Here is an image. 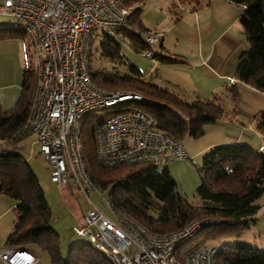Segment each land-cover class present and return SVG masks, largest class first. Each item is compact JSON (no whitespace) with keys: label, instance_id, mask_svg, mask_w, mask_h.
Wrapping results in <instances>:
<instances>
[{"label":"trees","instance_id":"1","mask_svg":"<svg viewBox=\"0 0 264 264\" xmlns=\"http://www.w3.org/2000/svg\"><path fill=\"white\" fill-rule=\"evenodd\" d=\"M138 0H121L131 6ZM243 6L239 22L248 48L238 57L236 79L264 92V0H227ZM133 9V8H132ZM139 12L133 9L127 37L134 51L146 45L141 37L147 29L141 20L133 19ZM23 33L12 26H0V38ZM101 55L115 60L120 57V45L114 39L102 42ZM88 69L93 82L111 92L131 91L139 100L127 99L117 108L137 107L151 115L160 130L177 139L186 135L199 137L206 125L225 117V109L215 98L184 100L174 92L141 78L143 74L130 66L129 74L94 70L89 52ZM161 64H173L174 59L157 56ZM35 90L33 65L22 72L19 97L12 106L0 105V140H18L29 112ZM232 97L237 98L234 86ZM95 119H88L81 137L85 164L92 179L107 193L113 206L154 233L176 231L192 221L216 220L204 225L196 234L199 245L212 244L229 236L239 237L253 222L261 208L257 202L264 193V110L255 117V129L263 136V148L247 143H229L212 147L202 159L201 184L197 194L201 206L194 207L177 191V182L168 168L159 165L116 164L105 166L98 161L93 144ZM182 160V159H181ZM0 193L15 200L17 214L12 231L6 238L7 246L40 250L51 264H110L108 259L89 243H79L63 257L58 233L50 226L51 211L37 176L25 157L9 150H0ZM195 236V237H196ZM193 239V238H192ZM191 241V240H190ZM189 241V242H190ZM217 264H264V251L245 242L222 243L217 250Z\"/></svg>","mask_w":264,"mask_h":264},{"label":"built area","instance_id":"2","mask_svg":"<svg viewBox=\"0 0 264 264\" xmlns=\"http://www.w3.org/2000/svg\"><path fill=\"white\" fill-rule=\"evenodd\" d=\"M133 9L121 0H0V15L15 19L14 29L28 36L33 60L35 90L21 133L33 134L39 152L57 186L72 181L88 201L84 225L74 227L110 264H217L215 244L189 246L206 224L190 222L171 233H154L113 206L112 221L90 200L105 192L92 179L85 164L81 131L95 119V155L105 166L116 164L166 165L186 158L182 139L159 129L157 121L137 107L117 108V103L141 97L131 91L111 92L96 85L88 69L90 38L97 28L104 43L116 40L134 51L127 37ZM143 55L157 63L156 48L162 35L146 31L141 37ZM104 198V197H103ZM132 247L134 251L127 252ZM0 264H39V256L27 248L4 246Z\"/></svg>","mask_w":264,"mask_h":264},{"label":"rangeland","instance_id":"3","mask_svg":"<svg viewBox=\"0 0 264 264\" xmlns=\"http://www.w3.org/2000/svg\"><path fill=\"white\" fill-rule=\"evenodd\" d=\"M184 6V3L180 0H138L131 6L127 7L133 9L138 8L139 12L133 19L141 20L146 28L167 33L172 27L175 19L179 17L181 9L185 8ZM15 22V19L11 17L0 15V24L12 26ZM20 37H23L26 42H29L28 36L25 32L21 33ZM103 38L104 35L99 28L93 31L90 38L89 48L91 64L94 70L118 72L121 75H124L130 73V66H135L139 69L141 74H143L141 78L147 82H156L162 86H171V84L176 83L175 81L179 80L180 72L177 66L167 64L165 66L159 64L155 65L143 55L142 51H130L123 46H120V57L115 60L105 58L101 55ZM156 48H158V45ZM30 63L33 64V60L32 57H28L27 54V66H30ZM14 64V60L10 58L3 67L6 68V71ZM183 78L184 77H181V79ZM192 80H195V78L192 77ZM187 90L189 92L186 98H192L193 91L191 88ZM121 91L122 90H115L114 92ZM10 106L12 105H9L5 109ZM226 128H229L232 132L235 130L233 127ZM214 129L215 131L218 130L217 127H205L204 133L199 137L186 135L183 140L184 150L187 155L186 158L176 160L166 165H159L157 167L158 170L165 167L168 168L170 174L177 182V191L194 207H200L202 204L201 199L197 194V188L201 184L202 172L200 168L203 156L215 146L213 145L204 149L205 146L210 144V142H213V138L216 136V133H213ZM253 130H256L255 127H253ZM234 133H237V131ZM246 133L253 136V142H255V144H259V140L255 136L254 131L251 132L248 130ZM34 141L35 136L33 134L23 136L16 141L0 140V150L6 149L25 157L29 166L37 176L39 185L44 192L47 204L51 211L49 224L58 233L60 252L62 256L65 257L72 246L79 243H89L86 237L77 235L73 231L74 227L80 228L84 225V212L89 207V203L84 196L78 192L72 181H70L68 185L62 186H57L51 181L49 165L44 156L39 152V148ZM103 197L100 194L95 193L90 196V200L92 204H94L109 219L117 221L114 212L104 203V199L108 198L106 192L103 193ZM257 202L261 205V208L254 215L255 220L250 223L249 227L246 228L239 237L229 236L216 241L213 244L219 247L222 243L234 244L237 242H245L260 251H264V193ZM15 206L14 199L6 194L0 193V248L7 246L6 238L12 231L16 221L17 214L14 209ZM195 221L200 222L199 219ZM197 242L198 240L196 236L191 239L188 245L192 246ZM199 243L201 242L199 241ZM206 243L212 244L211 242ZM31 251L39 256V264H51L46 253L36 249ZM130 251H134V249L128 247L127 252Z\"/></svg>","mask_w":264,"mask_h":264},{"label":"crops","instance_id":"4","mask_svg":"<svg viewBox=\"0 0 264 264\" xmlns=\"http://www.w3.org/2000/svg\"><path fill=\"white\" fill-rule=\"evenodd\" d=\"M180 1L185 8L181 9L179 17L167 33L150 30L141 21L147 31L162 35L157 49L163 56L176 60L167 65L177 66L180 72L179 80L172 82L171 86L154 83L184 100L215 98L221 103L225 109V117L205 126L217 127L218 130H213L216 136L204 149L236 142L262 149L263 136L253 130V127L256 115L264 110V92L239 82L235 76L238 57L248 48L239 22L243 6L227 0ZM20 36L21 34L0 38V105L3 109L13 105L16 97H19L22 72L27 66V54L28 57L31 56L30 43ZM10 58L14 60L15 66L5 71L3 66ZM156 64L166 65L159 62ZM232 86L238 95L236 100L232 97ZM188 87L193 91V97L189 99L186 98ZM226 127H233L237 133ZM248 130L255 132L259 144L253 142V136L246 133Z\"/></svg>","mask_w":264,"mask_h":264}]
</instances>
